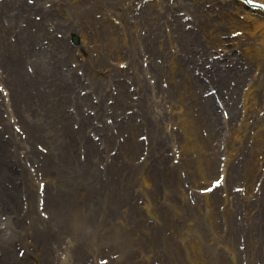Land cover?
<instances>
[{"label":"rangeland","instance_id":"374dc122","mask_svg":"<svg viewBox=\"0 0 264 264\" xmlns=\"http://www.w3.org/2000/svg\"><path fill=\"white\" fill-rule=\"evenodd\" d=\"M242 3L238 8L230 0H0L2 255L11 259L10 249H22L23 264L36 257L39 264L44 257L46 264H76L70 254L79 264H198L209 255L207 264H264L262 256L248 252H258L264 232H244L248 214L252 227L264 225V178L255 176V159L264 153V46L252 27L264 17V0H249L248 9ZM221 60L230 67H214ZM195 73L208 74L211 84L213 76L226 98V152L209 147L218 121H208L216 118L211 107L207 116L203 112L196 96L204 85ZM37 88H46L45 101L33 95ZM32 103L45 109L38 115L32 110L34 122L22 124L28 115L17 108L28 112ZM154 111L160 123L150 118ZM182 111L199 139L183 129ZM149 119L151 133L139 127ZM164 119L180 129L165 126ZM95 123L102 124V140L96 139L101 130ZM28 134L26 143L21 136ZM10 135L15 148L7 143ZM173 149L181 150L180 157H172ZM37 150L48 167L34 166ZM10 156H16L12 162L21 166L24 184L4 172ZM210 157L214 166L204 163ZM196 158L203 168L195 166ZM237 160L241 167L248 161L249 176L234 173L237 180L211 191L217 199L209 200L214 205L207 210L204 187L221 174L220 165L230 171ZM238 184L242 189L230 192ZM205 211L213 213V223ZM190 241L201 246L199 255L185 251ZM56 247L61 250L52 259ZM66 252L72 263L61 259Z\"/></svg>","mask_w":264,"mask_h":264},{"label":"bare ground","instance_id":"6f19581e","mask_svg":"<svg viewBox=\"0 0 264 264\" xmlns=\"http://www.w3.org/2000/svg\"><path fill=\"white\" fill-rule=\"evenodd\" d=\"M231 1V0H230ZM233 3L239 8L241 5H242V1L241 0H239V1H237V2H235V1H233ZM201 10H203V9H201ZM22 14V13H21ZM260 17V16H259ZM26 19L28 18V16H26L25 17ZM262 18V19H261ZM261 18H258V19H255L254 20V22H253V30H259L258 32H257V35L259 36V38L257 39L259 42V45H261V46H264V17H261ZM230 19V21H232V17H230L229 18ZM14 31H16V30H14ZM137 32V29L135 30L134 29V33H136ZM134 33H132L133 35H134ZM22 38V36H20V39ZM18 40V37L16 38V40H15V42L12 44V47H14V48H18L19 47V40ZM253 52H255L254 53V56L253 57H258L257 56V54L258 55H260L261 54V52L259 51V50H257V48L255 47V46H253ZM20 51V50H19ZM261 57H264V52L260 55V58ZM17 59H19L18 58V56H17ZM42 60H44V58L42 57ZM37 65L39 66V64H38V62H37ZM27 76H28V80L30 79V77H29V74L27 73ZM25 84H27L28 85V81L25 83ZM43 91H45L46 92V88H44L43 89ZM189 92H192V91H190L189 90ZM193 95V94H192ZM252 101H251V99H249V103H251ZM207 106V103H205V105H203V107H206ZM183 112V111H182ZM184 112H185V110H184ZM184 112H183V116H185V114H184ZM186 118H185V120H183V123H184V126H185V128H183L186 132H187V134H189L191 137H192V140H193V136L195 137V138H197V139H199L194 133L192 134V132H191V124L189 123V121H190V117L189 116H185ZM146 127V126H145ZM148 127H150V129L148 128ZM146 128H148V132L149 133H151V132H153L154 131V129H153V125H152V123H151V121H150V125H148ZM184 132V131H183ZM185 133V132H184ZM186 134V133H185ZM208 158V157H207ZM207 158H205L206 160L204 161V163H206V164H210L211 162H213V166H214V160L212 159V158H214V156H212V158L210 157L209 158V160L207 159ZM203 161V160H202ZM201 160L199 161L198 159H197V161L195 162V166L197 167V166H201L203 163H201L202 162ZM247 162L248 161H246V164H245V162L243 163V170L241 171V172H244V173H247L246 174V176H249V168H247V166L249 165V164H247ZM264 163L262 162V157L261 158H259L258 156L256 157V159H255V166H256V170H257V168H258V166H260V165H263ZM246 166V167H245ZM204 167V165H202V168ZM245 167V168H244ZM248 170H247V169ZM7 170H9V168L7 167ZM232 172H233V170H231V172L228 174V177L230 178V179H235V177H234V175H232ZM240 171L238 172L239 174L241 173ZM236 173H237V171H236ZM255 175H256V173H255ZM243 177V179H247V178H245V176L243 175L242 176ZM202 179H204L205 178V176H203V177H201ZM150 181H151V179L149 178V180L148 181H143L142 182V184H141V186L145 189L147 186H150L151 185V183H150ZM244 181V180H243ZM247 181V180H246ZM204 197H206V205L208 204V207H207V210H209V211H212V210H210V207H212L213 205H214V202H209V200L210 199H213V200H216L217 199V197L215 196V198L213 197H210V194H206V195H204ZM249 204H251V202L249 201V200H247V203H246V206L248 207L249 206ZM146 206V208L148 209V211L150 212V214L151 215H153V211L151 210V206L149 205V204H146L145 205ZM254 207L253 206H250L249 207V210H251V209H253ZM205 213L207 214V216H208V218L209 219H211L210 220V223H213V221H214V215H212L213 213L211 212V214L210 213H208V212H206L205 211ZM263 216V215H262ZM127 216L126 215H122V216H120V219H121V221H122V223H127L128 222V220H127V218H126ZM139 217H141V216H139ZM154 217V219L156 220L158 217L157 216H153ZM175 218V217H174ZM134 220H136V219H134ZM175 221H176V219H175ZM245 221V220H244ZM226 222L229 224V222H230V224L233 226L234 225V220L233 219H231V220H228V219H226ZM246 222H247V227L245 228V231L244 232H247V233H249V236L254 232V230L255 229H253V228H259L260 229V231L263 233L264 232V225H259V227H256V226H254V227H252V224H250L251 223V216L248 214V216H247V218H246ZM173 232V231H172ZM149 241H150V239H149ZM151 242V241H150ZM59 243V242H58ZM191 243H194L193 241H190V242H188V244H187V246H186V250L185 251H187V250H189V251H187V254L188 255H191V257L193 256V255H199V253L201 252V246L198 244V242H196V244H191ZM259 244H260V256H262L263 258H264V238H262L261 239V241L259 242ZM204 247H207V246H204ZM263 247V248H262ZM139 248V247H138ZM262 248V249H261ZM55 250H57V249H55ZM229 250V252H230V255H232L233 256V252H231V248L230 249H228ZM255 248H248V252L250 253V255H251V257L254 255H256V252H255ZM69 251H71L70 249H68V251L67 252H69ZM46 257H44L43 259H42V261L44 262V264H46L45 263V261H44V259H45ZM209 258H210V255H209V257H208V259L207 260H203V259H201L200 260V262L198 263V264H207V263H210V260H209ZM192 260V263L194 262V264H196V260L195 259H191ZM163 262V261H162ZM250 262H252V261H250ZM76 264H79V262H77L76 261Z\"/></svg>","mask_w":264,"mask_h":264}]
</instances>
